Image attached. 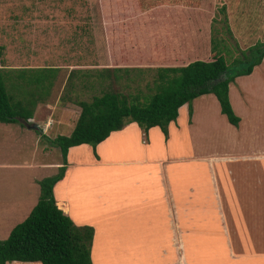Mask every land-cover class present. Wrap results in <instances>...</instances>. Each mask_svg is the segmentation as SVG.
I'll return each mask as SVG.
<instances>
[{"label":"crops","instance_id":"1","mask_svg":"<svg viewBox=\"0 0 264 264\" xmlns=\"http://www.w3.org/2000/svg\"><path fill=\"white\" fill-rule=\"evenodd\" d=\"M176 1L179 5L175 9V18L167 14L164 21L172 25L171 36L165 35L162 40L157 35L153 49L209 47L212 15L201 8L202 3L209 5L208 0H198L193 8L181 5L186 0ZM181 6L186 12L193 10V19L187 15H184V19L179 17ZM208 10H212L211 4ZM135 18H139V26L147 21L137 16L132 20ZM164 22L160 26L167 27ZM136 33L133 26L123 40L124 43L131 41L128 42L129 48L140 45ZM129 36H133L134 40H130ZM259 36L249 38L247 35L244 40L250 43L246 46L257 38L263 40L264 29ZM242 40L240 37L239 43ZM179 54L183 55L182 52ZM32 68L35 67L27 69ZM254 77L255 86L249 87V78ZM10 82L18 84L19 80H6V84ZM209 94L212 93L194 97H208L215 103L212 111L222 124L221 132L207 139L208 153L201 158L202 161L206 159L207 163L208 190H205L195 172L185 193L181 187L177 190V183L173 188L168 185L164 176L165 167L181 163L176 160L184 145L204 142L207 137V132L196 124L199 122L198 110L191 106L189 115L186 103L178 107L175 119L168 122L166 138L158 126H151L143 132L135 122H129L121 129L111 131L94 146V150L86 143L68 147L63 175L54 183L52 192L56 206L75 225L92 227V264H183L186 257L187 264H208L209 255L216 249L214 243L222 244L224 250L231 247L229 253L224 252L226 263L253 264L247 253L250 249L240 246L242 240L251 241L254 236L259 242L264 241V58L249 74L236 76L228 83V100L239 118L236 125L229 123L222 113L218 117V102ZM47 96L43 101H36L25 123L0 122L8 125L0 132V140L9 139L0 145L3 150L12 136H16L17 140L18 136L23 137L24 133L34 130V134L29 136L41 158L32 163H16L17 167L40 170L60 165V162L47 160L51 146L41 134L48 138L64 132L62 135H68L77 117L64 130L63 127L59 129L52 114L41 116L39 112ZM202 107L205 108L202 110L205 116L209 107ZM32 124H36L41 131L34 129ZM48 131L55 134L49 136ZM173 150L177 153H173ZM0 153L7 154L5 151ZM163 158L169 162L164 163ZM154 162L160 166L155 172L152 170ZM7 166L12 165L0 159V170L7 169ZM179 169L181 171L182 167ZM193 169L192 165L190 172ZM154 174L162 187L156 185ZM42 177L22 171L13 178H7L0 171V240L6 238L10 229L23 220L36 203L39 195L37 181ZM128 182L129 185L125 187ZM155 188L164 192L160 206L155 202ZM135 195L140 196V204L135 202ZM231 213L233 215L230 216ZM146 236H151L152 240L148 241ZM258 251L264 264V248ZM5 264L41 263L13 260Z\"/></svg>","mask_w":264,"mask_h":264},{"label":"rangeland","instance_id":"2","mask_svg":"<svg viewBox=\"0 0 264 264\" xmlns=\"http://www.w3.org/2000/svg\"><path fill=\"white\" fill-rule=\"evenodd\" d=\"M96 2L98 0H0V67L5 68L4 70H10V76H14L11 70L26 67L56 68L51 78L52 85L47 100L40 105L39 112L41 116L52 114L53 119H56L55 125L60 126L59 129L63 127L64 130V127H68L77 117L79 106L71 101L73 98L88 100L92 94L98 92L99 88L105 87L107 84H111L113 89L125 93L151 92L153 84L156 82L158 66L172 64L173 60H167V57H174L175 52H182L183 54L188 52L187 50L153 49L157 35L161 36L162 40H164L165 35L171 36L172 25L164 21L169 14H172L171 18H175V9L179 5L178 1L149 0L150 4L157 3L160 8L164 5L169 8V11L164 14L159 13V9H157L153 12L154 15L150 20L146 14L152 8L147 2H143L138 8L123 9L122 7L126 5L123 0H101L105 13L103 20L98 18V14L95 16L93 6ZM208 2L209 5L201 4V8L212 15L209 22L210 33L208 37H212L213 41L221 40L217 46L222 50L226 60L230 61L233 56L239 53L240 49H245L246 45L250 43V41L246 43L244 40L247 35L249 38L253 35L260 37L259 34L264 29V0H208ZM210 4L212 6L211 11L208 10ZM95 10L97 13L98 7ZM130 12H139L147 20L140 26L138 25L139 18L132 20L133 26L137 30L136 40L140 44L137 49L138 54L136 55L133 51L124 53L129 58L128 69L113 72L119 75L116 80L113 78V73L108 76V71H102L98 77L99 70L112 69L116 65L111 63L109 48L113 47L114 53L120 54L118 51L120 45L107 44L105 39L109 36L104 34L101 29L108 26V28L119 30L120 24L117 26L116 21L122 19L124 13L127 15ZM104 21L107 26L104 25ZM161 22H164L168 28L160 26ZM117 33L118 31L112 33V36L115 37L114 41L125 39V37L119 38ZM240 37L243 39L241 43H239ZM129 39L134 40L133 36H129ZM174 39L176 40V38ZM256 41L262 40L257 38ZM125 42L129 50L128 42L131 41ZM162 43L164 44V41ZM193 50L191 49V51ZM155 54L159 55L155 56ZM255 78H249V87L255 86ZM209 95L215 100L213 94ZM193 100L191 106L199 112V122H196V119L194 121L207 132V137L205 139L203 136L204 142L184 145L182 153L177 155L176 160V162L181 163L169 167L164 166L167 184L173 188L177 183V190L181 187L184 193L185 189L190 187L189 182L193 181V172L199 176L205 190H208L206 184L207 163L205 162L206 159L202 161L201 158L206 157L208 153L207 139L215 136V133H220L222 126L212 111L215 103L210 101L208 97H197L195 101ZM202 106L209 107L205 116L202 114V110L205 109ZM221 115L218 113V117ZM208 117L209 120L206 121ZM204 119L205 121H203ZM6 126L8 125L0 124V132ZM33 131L31 132L32 135L34 134ZM31 133H24L23 137L18 136L17 140L16 136H12L5 150L0 146V151L7 153H0L1 161L12 165L11 167L7 166V169L0 170L4 177L13 178L22 171L36 176L50 175L56 171V168L51 167L38 170L27 166L22 168L16 166V163H32V161H38V158H41L31 142L33 141L32 137L29 136ZM47 133L49 136L55 134L49 131ZM59 134H65V132ZM8 140H0V145L4 142L7 143ZM48 145L51 146L49 143ZM167 153L169 154V152ZM173 153L176 154L177 152L173 150ZM46 157L52 163H61L60 152L55 146H51ZM163 162L168 163L169 161L163 158ZM154 164L153 172L157 171V167H160L155 162ZM192 165L194 169L190 172ZM176 166L177 168H175ZM180 167H182L181 171ZM154 178L156 185L162 187L155 174ZM128 185L129 182L125 183L124 186L127 187ZM209 191L211 190L209 189ZM153 194L156 204L160 206L164 196L163 189L155 188ZM134 199L135 202L141 203L140 196L135 195ZM231 215L233 214L231 213ZM137 237L139 238V236ZM146 238L148 241L152 240L151 236H146ZM215 239L217 238L215 237ZM214 245L216 249L212 255H209L208 264H229L226 263L227 258L224 252L229 253L231 247H226L224 250L222 244L214 243ZM240 247L250 249L247 253L251 256L253 264H263V258L258 249L264 248V241L259 242L254 236L251 241L242 240ZM186 259L187 257L183 259V264H187Z\"/></svg>","mask_w":264,"mask_h":264},{"label":"trees","instance_id":"3","mask_svg":"<svg viewBox=\"0 0 264 264\" xmlns=\"http://www.w3.org/2000/svg\"><path fill=\"white\" fill-rule=\"evenodd\" d=\"M123 1L126 4L123 9L138 8L143 2H147L152 8L147 13L149 17H152L157 9L162 14L169 11L166 5L160 8L156 3L150 4L149 0ZM197 3L198 0H186L181 5L193 8ZM93 10L100 20L105 18L101 0L94 3ZM184 15L193 19L194 12L192 9L186 12L181 6L179 17L184 19ZM136 16L143 17L139 12H130L127 15L124 13L120 20L116 18L117 26L120 24L119 30L108 28L104 21L107 27L101 30L109 36L105 42L120 45L118 48L120 54L116 55L114 48H109L111 63L116 65L112 69L99 70L98 77L102 71H108V76L118 70L126 71L129 58L124 53L133 51L138 54L136 45H132L128 50L122 39L114 41L115 37L112 36L115 31H118L119 38L128 35L133 30L131 20ZM209 41L210 47L205 49L195 48L191 51L187 48L188 52L183 55L175 52L174 57H167V60H173V63L158 66L156 82L151 92L125 93L107 84L99 88L88 100L78 98L71 100L80 108L71 132L68 135L58 134L53 138L41 134L51 146L58 148L61 163L55 173L37 181L39 195L36 203L27 216L10 229L6 238L0 240V264L13 260L39 261L41 264H92L90 259L92 227L75 225L56 206L52 192L54 183L63 175L68 147L86 143L94 150V146L111 131L121 129L129 122H135L143 132L151 126H158L166 138L167 124L175 119L178 107L186 103L190 115L191 100L204 93H212L218 102L220 113L229 123L237 124L239 118L232 111L228 100V83L236 76L249 74L253 67L261 62L264 58V39L252 43L245 49L239 48V53L230 61L226 60L222 50L217 46L221 40L213 41L210 37ZM4 69L0 67V122L23 124L30 117L36 101H43L49 94L51 78L56 68L40 66L11 70L14 76H9L10 70ZM118 77L119 75L113 73L115 80ZM9 78L19 80L18 84L12 82L6 84Z\"/></svg>","mask_w":264,"mask_h":264},{"label":"water","instance_id":"4","mask_svg":"<svg viewBox=\"0 0 264 264\" xmlns=\"http://www.w3.org/2000/svg\"><path fill=\"white\" fill-rule=\"evenodd\" d=\"M32 126H33V128H36V129H38L39 131H41V130L38 128V126H37L36 124H32Z\"/></svg>","mask_w":264,"mask_h":264}]
</instances>
